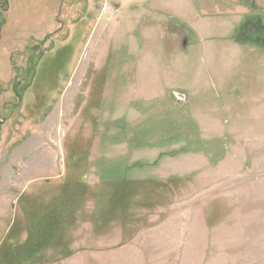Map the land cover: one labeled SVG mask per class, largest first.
I'll list each match as a JSON object with an SVG mask.
<instances>
[{"label":"rangeland","instance_id":"rangeland-1","mask_svg":"<svg viewBox=\"0 0 264 264\" xmlns=\"http://www.w3.org/2000/svg\"><path fill=\"white\" fill-rule=\"evenodd\" d=\"M0 264H264V0H0Z\"/></svg>","mask_w":264,"mask_h":264}]
</instances>
